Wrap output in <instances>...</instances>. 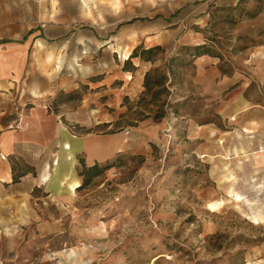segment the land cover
Listing matches in <instances>:
<instances>
[{"label":"rangeland","instance_id":"rangeland-1","mask_svg":"<svg viewBox=\"0 0 264 264\" xmlns=\"http://www.w3.org/2000/svg\"><path fill=\"white\" fill-rule=\"evenodd\" d=\"M3 39L0 91L40 97L57 151H107L85 177L72 157L74 190L58 164L0 211V264H264V0H0ZM138 45L162 50L126 63Z\"/></svg>","mask_w":264,"mask_h":264},{"label":"crops","instance_id":"crops-1","mask_svg":"<svg viewBox=\"0 0 264 264\" xmlns=\"http://www.w3.org/2000/svg\"><path fill=\"white\" fill-rule=\"evenodd\" d=\"M143 75L144 73L139 76L140 84L143 82ZM8 86L0 91V211L16 214L24 213L31 208L33 198L31 192L48 182L50 169L56 172L58 164L67 165L65 175L60 177V184L65 183L66 179H71L72 181L68 182V189L72 191L80 185L72 157L74 159L77 152H82L84 164L91 166L105 158L107 149L105 144H102L104 142L97 140L95 141L97 150L93 152L90 150L89 140L80 139L77 141L78 147L75 152L71 149L72 142L64 138L60 150L57 151V116L50 113L44 104H36L40 98L37 95L32 93L30 97L23 98L21 93L20 97H16L9 90L12 89L11 85ZM27 102L30 104L28 108ZM110 150L114 152L120 149L112 145ZM13 159H21L33 167L31 170L21 172L16 181H13L15 174V170L12 169Z\"/></svg>","mask_w":264,"mask_h":264},{"label":"trees","instance_id":"trees-1","mask_svg":"<svg viewBox=\"0 0 264 264\" xmlns=\"http://www.w3.org/2000/svg\"><path fill=\"white\" fill-rule=\"evenodd\" d=\"M0 42H5V40H0ZM199 48V45H196L193 47L192 50L195 51L194 54H197V49ZM182 49L189 50V47H184ZM162 47L157 45V46H152L148 48H144L142 45L136 46L133 51L129 54V56L126 59V63L131 61V58L133 57H139L143 61H151L155 62L157 60L155 53L158 51H161ZM180 60L179 55H175L170 57L166 63L165 66L169 69V72H172L171 66L174 64V62ZM168 81V76L161 70L159 66H155L148 71H146L144 75V80H143V87L144 90L142 91V96L144 97L145 95L151 93L152 99L156 100L159 93L161 92L160 90H155L158 86H164L165 83ZM171 81L169 82V84ZM164 90H167L166 87H163ZM162 89V90H163ZM165 113L164 111H160V113L156 114L154 116L155 119H160L162 116H164ZM13 169V166H12ZM26 172V171H25ZM98 172V165L95 163L94 165L91 166H85V164H82V169L79 171V175L85 177V175H94ZM21 174H14L13 175V181H16L18 176ZM83 181V183H85Z\"/></svg>","mask_w":264,"mask_h":264},{"label":"bare ground","instance_id":"bare-ground-1","mask_svg":"<svg viewBox=\"0 0 264 264\" xmlns=\"http://www.w3.org/2000/svg\"><path fill=\"white\" fill-rule=\"evenodd\" d=\"M213 206V205H212ZM257 219V218H256Z\"/></svg>","mask_w":264,"mask_h":264},{"label":"built area","instance_id":"built-area-1","mask_svg":"<svg viewBox=\"0 0 264 264\" xmlns=\"http://www.w3.org/2000/svg\"><path fill=\"white\" fill-rule=\"evenodd\" d=\"M20 120V119H19Z\"/></svg>","mask_w":264,"mask_h":264}]
</instances>
